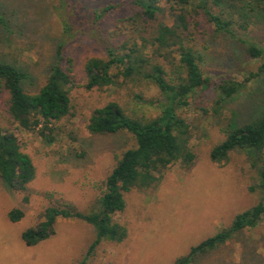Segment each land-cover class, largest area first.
Instances as JSON below:
<instances>
[{
	"label": "rangeland",
	"instance_id": "1",
	"mask_svg": "<svg viewBox=\"0 0 264 264\" xmlns=\"http://www.w3.org/2000/svg\"><path fill=\"white\" fill-rule=\"evenodd\" d=\"M65 1L64 14L56 8L59 0H0V12L13 26L10 34L0 29V59L28 72L24 88L30 93H37L48 79L61 22L69 15L67 20L74 23L70 22L74 36L64 48V55L73 59L71 110L55 123L54 143L47 144L38 132L13 123L9 95L0 93V127L17 135L36 167L35 179L23 192L9 189L0 180V264H80L84 259L87 264H175L262 198L257 173L244 151L232 152L223 163L213 162L210 154L224 140L227 126L251 122L264 110V55L251 58L247 53L249 42L264 48V12L251 11V0H241L239 14L246 19L241 25L239 14L226 9L229 18L237 21L236 37L216 32L203 16L190 18V45L202 72L215 83L233 80L245 87L224 102L222 118L213 111L218 96L214 84L192 96L179 114L192 131L194 163L190 167L173 163L157 187L126 193V208L114 220L128 228V237L121 243L103 241L86 258L96 233L82 220L59 218L55 235L35 246H27L22 233L38 224L48 207L90 210L104 193L106 179L123 152L136 146L134 136L126 131L90 133L88 124L97 108L117 102L132 118L145 121L159 116L160 106L152 104L161 97L155 84L120 78L116 85L88 90L85 64L90 58H106L109 47L134 42L141 46L143 38H151L158 24L169 17L159 13L155 20L134 22L138 10L131 0ZM111 4L121 5L95 17ZM153 49L149 45L145 51L150 55ZM156 60L169 71L166 61ZM15 209L24 213L18 222L9 219ZM194 264H264L263 224L242 231L216 251L196 258Z\"/></svg>",
	"mask_w": 264,
	"mask_h": 264
},
{
	"label": "trees",
	"instance_id": "2",
	"mask_svg": "<svg viewBox=\"0 0 264 264\" xmlns=\"http://www.w3.org/2000/svg\"><path fill=\"white\" fill-rule=\"evenodd\" d=\"M240 1H130L138 10L133 17L136 20L134 22L155 20L159 13L166 14L169 19L158 24L151 38H143L141 46L136 42L130 46L124 43L120 47H109L106 58L88 59L85 64L86 88L103 89L116 85L120 78L149 81L161 92V97L152 101V104L160 106L161 113L156 118L144 121L130 117L117 102L97 108L88 124L90 133L115 134L126 131L134 136L136 146L123 152L106 179L104 193L90 210L48 207L42 213L40 222L22 233L27 246H35L55 235L59 218L79 219L94 227L96 237L86 258L103 241L121 243L128 237V228L115 221L114 215L125 210V194L157 187L173 163L181 162L187 167L194 163L196 156L190 147L192 131L179 114L180 109L189 105L193 95L204 92L214 84L218 96L213 111L222 118L224 102L240 93L245 84L233 80L215 83L202 72L199 57L190 45V18L203 16L215 26L216 32L236 37L233 27L237 21L229 18L226 9L239 14ZM248 5L251 11L264 12V0H251ZM118 6L107 5L101 13L96 12L95 17L100 18ZM56 8L67 13L66 1L59 0ZM216 8L223 12H215ZM243 16L239 14L238 17V21H242L241 25L246 20ZM68 17L61 22L62 33L48 79L37 93L25 90L24 82L29 78L25 69L0 59V93L7 92L9 95L8 114L11 121L23 130L38 132L47 144L55 142V123L69 115L71 110L73 59L64 55V48L66 41L74 36V30ZM0 29H4L7 34L13 32L11 20L3 12H0ZM149 45L154 48L150 55L145 51ZM247 53L251 58H260L264 55V48L249 42ZM157 58L167 62L169 71ZM64 63L67 69L63 68ZM224 133V140L211 151V160L216 163L227 162L232 152L244 151L257 173V188L261 190L262 198L255 206L236 215L227 228L192 247L175 264H194L196 258L216 251L242 231L257 228L260 224L264 226V110L251 122L227 126ZM35 176L33 160L24 152L17 135L12 130L0 127V180L9 189L23 192ZM23 216L20 209L9 213L12 222L20 221ZM80 264H87V259Z\"/></svg>",
	"mask_w": 264,
	"mask_h": 264
}]
</instances>
